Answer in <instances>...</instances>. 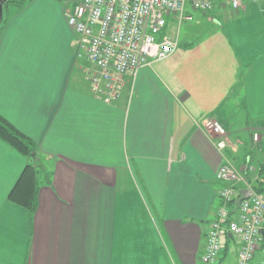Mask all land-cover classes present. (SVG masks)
Segmentation results:
<instances>
[{
  "label": "crops",
  "instance_id": "crops-1",
  "mask_svg": "<svg viewBox=\"0 0 264 264\" xmlns=\"http://www.w3.org/2000/svg\"><path fill=\"white\" fill-rule=\"evenodd\" d=\"M12 12L0 24V116L35 142L42 175L35 212L13 204L29 160L0 140V264H203L218 169L263 161L264 145L249 153L254 133L264 139V4L189 11L183 42L111 104L91 92L61 2ZM221 245L215 264H236L239 240Z\"/></svg>",
  "mask_w": 264,
  "mask_h": 264
},
{
  "label": "built area",
  "instance_id": "built-area-1",
  "mask_svg": "<svg viewBox=\"0 0 264 264\" xmlns=\"http://www.w3.org/2000/svg\"><path fill=\"white\" fill-rule=\"evenodd\" d=\"M56 1L61 2L74 35L76 58H85L93 66L86 71L91 92L107 104L117 100L128 78L174 52L177 41L165 33L169 20L177 24L191 21L189 11L208 14L217 5L238 12L247 4H264V0ZM205 128L215 137L219 151L227 148V133L218 122L208 121ZM258 142L254 133L251 148ZM258 170L250 157L240 169L227 163L218 169L216 178L225 186L219 193L215 219L206 232L203 264H215L225 235L239 240L236 264H252L258 252H262L258 264H264V194L253 188ZM239 184L244 186L242 196L236 188Z\"/></svg>",
  "mask_w": 264,
  "mask_h": 264
},
{
  "label": "trees",
  "instance_id": "trees-1",
  "mask_svg": "<svg viewBox=\"0 0 264 264\" xmlns=\"http://www.w3.org/2000/svg\"><path fill=\"white\" fill-rule=\"evenodd\" d=\"M15 3L16 2L14 0H9L5 5H15ZM0 140L28 160L30 158H37V146L35 142L22 135L1 116ZM260 146L261 144L258 142L256 147L259 149ZM256 153H258L257 150ZM249 155L252 157V155H254L253 151L252 153H249ZM258 171V184H254L253 188L258 193H264V183L262 180L264 175V156L263 161H261V163L259 162ZM38 173L39 170H37L35 166L28 163L9 194V200L13 204L26 208L31 214H33L37 208V194L40 182Z\"/></svg>",
  "mask_w": 264,
  "mask_h": 264
},
{
  "label": "rangeland",
  "instance_id": "rangeland-1",
  "mask_svg": "<svg viewBox=\"0 0 264 264\" xmlns=\"http://www.w3.org/2000/svg\"><path fill=\"white\" fill-rule=\"evenodd\" d=\"M9 1V0H8ZM16 3H15V5L14 4H10V5H3V11H2V18H1V20H0V24H1V27H3L4 25H5V23H6V21H7V19H8V17H9V13L11 12V11H13V12H18V11H20V10H22L24 7H26L27 5H29L30 3H32L34 0H14ZM7 2V1H6ZM20 4V5H19ZM10 10V11H9ZM12 12V13H13ZM199 17H198V15H196V20L192 23V24H195L196 23V21L197 22H200V19H198ZM202 21H204L205 22V19H201ZM169 23L167 24L168 25V28H167V30H166V32L168 33V35H171V36H173V39H175L176 37V39L175 40H177V43L179 42V43H182L183 42V34H184V32H185V30H184V27H182V24L183 23H180L181 25L179 26V30L177 31V28H178V25L179 24H177V23H172L171 22V20H169L168 21ZM203 28V27H202ZM202 28L200 27L199 29H197V31L196 32H193L194 33V36L195 35H197V36H199L200 34H202L203 33V31L204 30H202ZM0 31H1V29H0ZM176 32H177V35H176ZM202 32V33H201ZM175 37V38H174ZM240 127V126H239ZM239 127L238 126H235V132L239 129ZM239 133H241V132H239ZM245 134V133H244ZM244 134H242L241 135V138L242 139H247V135H244ZM247 141H248V139H247ZM261 145H264V139H263V142H262V144ZM252 149H253V154H255V152H256V150L259 152V150H261V146L259 147V149L257 148V147H255V148H253L252 147ZM247 157H249V156H246V158ZM261 158H263V156L261 157ZM252 161H254V159L252 160ZM259 161H261V159L259 160ZM42 161H41V159L40 158H36V159H34V158H30L29 159V163L31 164V165H33V166H35L36 167V169L37 170H39V173H38V175H39V177L41 178V175H42V172H41V168H42V163H41ZM255 163V162H254ZM261 163V162H260ZM256 165H257V167L259 168V164H257V163H255ZM263 183H264V175H263ZM254 184H258L257 182L255 183L254 182Z\"/></svg>",
  "mask_w": 264,
  "mask_h": 264
},
{
  "label": "water",
  "instance_id": "water-1",
  "mask_svg": "<svg viewBox=\"0 0 264 264\" xmlns=\"http://www.w3.org/2000/svg\"><path fill=\"white\" fill-rule=\"evenodd\" d=\"M8 0H0V20L2 18L3 5Z\"/></svg>",
  "mask_w": 264,
  "mask_h": 264
},
{
  "label": "flooded vegetation",
  "instance_id": "flooded-vegetation-1",
  "mask_svg": "<svg viewBox=\"0 0 264 264\" xmlns=\"http://www.w3.org/2000/svg\"><path fill=\"white\" fill-rule=\"evenodd\" d=\"M6 3H7V2L4 3V6H5Z\"/></svg>",
  "mask_w": 264,
  "mask_h": 264
}]
</instances>
